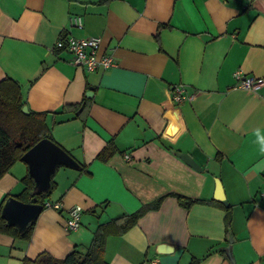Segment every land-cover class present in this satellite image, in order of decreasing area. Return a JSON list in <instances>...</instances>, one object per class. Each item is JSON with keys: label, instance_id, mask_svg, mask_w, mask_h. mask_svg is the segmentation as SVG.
<instances>
[{"label": "crops", "instance_id": "1", "mask_svg": "<svg viewBox=\"0 0 264 264\" xmlns=\"http://www.w3.org/2000/svg\"><path fill=\"white\" fill-rule=\"evenodd\" d=\"M69 35L101 37L100 53L116 64H73L55 46ZM236 70L264 77V0H0V80L14 79L28 110L46 112L53 139L77 164L56 167L45 200L61 207L42 208L28 239L0 232V264L84 250L100 223L161 196L158 208L106 237L107 262L264 264V86L233 87ZM176 84L192 97L173 101ZM110 143L115 153L99 160ZM27 174L23 159L10 166L0 203L22 191ZM215 178L227 204L214 197ZM172 193L229 205V234L223 207L185 208ZM73 204L80 224L66 230Z\"/></svg>", "mask_w": 264, "mask_h": 264}, {"label": "trees", "instance_id": "2", "mask_svg": "<svg viewBox=\"0 0 264 264\" xmlns=\"http://www.w3.org/2000/svg\"><path fill=\"white\" fill-rule=\"evenodd\" d=\"M24 104L18 82L10 77L1 79L0 177L15 161L22 158L28 148L41 138H48L56 142L51 135L50 126L46 121V112H34L29 110V113L26 114L22 111ZM115 151L116 148L110 143L103 147L97 153L96 157L101 161H107ZM22 182L24 184L22 191L13 195V197L22 202L38 203L44 208V201L55 185L52 176L50 179V188L45 192H33L34 180L29 173L22 178ZM172 194L176 197L178 203L185 208L190 207L196 202L215 203L223 207L225 209V232L226 235L229 234V205H224L221 201L214 199L189 197L180 193ZM6 198L7 196L4 200ZM162 198L163 197L161 196L148 203H144L132 213L122 214L109 221L100 223L93 232L92 238L84 250L73 248L63 257H54L47 251H41L34 258H25L23 264H110L104 259L106 237L112 233H121L125 231L146 211L158 208ZM4 200L0 203V232L28 239L32 233L34 222L28 224L27 229L23 233H21L14 225L8 224L5 218L1 215V208ZM196 261L197 259L193 258L189 264H194Z\"/></svg>", "mask_w": 264, "mask_h": 264}, {"label": "water", "instance_id": "3", "mask_svg": "<svg viewBox=\"0 0 264 264\" xmlns=\"http://www.w3.org/2000/svg\"><path fill=\"white\" fill-rule=\"evenodd\" d=\"M91 90L92 88H89L86 95H89ZM22 111L26 114L29 113L26 105H23ZM176 155L192 168L201 169L188 153L176 152ZM21 159L26 161L28 173L34 180L33 192H45L49 190L51 176L59 165H77L66 150L48 138L38 140L26 150ZM214 197L227 204L221 182L218 178H215ZM41 210L42 205L38 203L22 202L11 196L4 201L1 208V215L8 224L14 225L23 233L27 229L28 224L34 222ZM161 248H163V251L167 249L165 245H162Z\"/></svg>", "mask_w": 264, "mask_h": 264}, {"label": "built area", "instance_id": "4", "mask_svg": "<svg viewBox=\"0 0 264 264\" xmlns=\"http://www.w3.org/2000/svg\"><path fill=\"white\" fill-rule=\"evenodd\" d=\"M71 25L81 26L82 20L80 16H72L69 19ZM101 37L99 36H87V37H74L67 36L59 38L55 42V46L58 48H64L72 54L71 62L76 65L85 67L87 70L92 71L97 68L107 69L116 64L115 58L112 54L100 53ZM235 82L233 87L244 88L250 90H258L264 86V77H257L254 75L243 73L241 70H236L233 73ZM192 94L184 92V87L181 84H176L172 89V99L175 102H182L189 100ZM260 198H264V188H261L258 192ZM61 207V203L44 201V207ZM82 208L78 204H73L67 208L68 218L65 222V229H76L80 224V215ZM152 264L155 261L151 262Z\"/></svg>", "mask_w": 264, "mask_h": 264}]
</instances>
